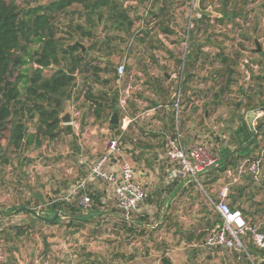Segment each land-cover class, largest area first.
Masks as SVG:
<instances>
[{"label": "rangeland", "instance_id": "374dc122", "mask_svg": "<svg viewBox=\"0 0 264 264\" xmlns=\"http://www.w3.org/2000/svg\"><path fill=\"white\" fill-rule=\"evenodd\" d=\"M49 1L8 0L21 10ZM119 2L133 21L129 35L112 30V23L106 21L95 31L99 43L95 51L89 50L94 40L58 35L66 45L79 40L83 51L88 53L87 59L104 70L100 74L101 83H96V77L89 76V72L77 73V84L70 100L73 117L79 125L76 132L70 135L65 131L60 138L45 141L39 149L32 146L16 151L9 147L11 125L3 132L0 149L7 162L0 158V264H163L166 250L178 246L186 249L180 254H188V258L182 254L180 262L212 264L211 251L203 242L213 229L208 220L217 219L211 200H217L222 184L210 192L201 179L202 187L192 182L189 189L170 199L169 184L165 180L168 166L165 164L161 169L157 164L160 176L155 174L158 179L152 180L151 188L145 187L148 198L140 206L143 210L133 215L134 222L140 224L122 223L111 187L100 181H90L88 189L95 197L105 195V199L101 198L100 203L93 199L89 212L80 207V198L73 191L80 180L87 179L94 162L107 149L102 130L111 131V115L108 120L107 113L112 109L108 106L106 119L97 120L85 95L92 86L95 93L118 91L121 95L129 83L132 88L148 89L147 81L154 79L156 84L150 85L153 92L164 89V93L172 97V106L176 109L175 129L168 135L171 137L176 132L184 134V123L187 126L189 121H201L190 119L194 117L195 105L201 113L199 119L204 120L205 103L213 104L211 96L214 93L217 106L209 107L208 111L215 117V136L221 135V127L226 125L230 111L242 105L238 99L241 91L248 94L254 88L257 92L264 91V86L258 88L264 83V0H199L202 10L217 15L212 18L199 16L193 10V0ZM68 11L70 15L63 14L57 27L61 28L71 19L74 25H83L81 16L73 15L82 11L80 5L75 4ZM255 40L259 42L260 52ZM39 47L40 44L30 43L27 52L37 51ZM16 55L28 58V54L21 51ZM119 64L126 66L121 80L115 74ZM224 66L228 76L222 74ZM230 73L233 84L225 93H220ZM17 75L15 72L9 77L10 81L14 82ZM185 97L187 101L184 102ZM115 106L119 107L120 116L126 114L120 98ZM27 126L29 132L36 131L35 122ZM166 138L161 141L165 144L164 151ZM224 142L222 136H217L214 146L209 147L219 163L226 150L222 148ZM250 151H241L240 157H247ZM236 165L238 163L235 168ZM138 166L139 170L143 169L142 165ZM56 202L65 203L64 208L71 215L75 214L74 217L59 213L60 223L50 224L54 221L50 207ZM166 203L169 209L163 212ZM151 208L153 211L147 212L146 209ZM91 212L97 214L89 216ZM189 237H194L196 246L180 242ZM242 239L249 253L257 251L250 236ZM214 252L221 257L229 251Z\"/></svg>", "mask_w": 264, "mask_h": 264}, {"label": "trees", "instance_id": "16d2710c", "mask_svg": "<svg viewBox=\"0 0 264 264\" xmlns=\"http://www.w3.org/2000/svg\"><path fill=\"white\" fill-rule=\"evenodd\" d=\"M140 1L143 3L150 0ZM75 4L80 5L82 11L74 12L73 15L81 16L83 25H74L75 22L71 19L61 28L57 27L59 19L63 14L69 16L68 10ZM130 18L119 0H50L23 10L8 0H0V140L8 125H11L9 147L15 151L32 146L39 149L45 141H54L65 131L67 134L72 133L71 127H62L60 116L66 103L72 99L77 73L89 72V76L96 77V83H101L100 74L104 70L87 59L88 53L83 51L79 40L66 45L58 35L64 34L69 39L94 40L89 50L95 51L99 44L96 42L95 31L100 25L106 21L111 22L112 30L129 35L133 26ZM30 43L40 44L39 49L27 52ZM18 51L28 54V58L17 56ZM223 61L227 62V59ZM28 65L30 67H26ZM48 71L50 74H47ZM15 72L18 75L11 82L9 77L14 76ZM231 73L229 77L232 76ZM115 74L117 76V67ZM222 74L228 76L225 66ZM229 77L225 86L220 87V93L230 89L232 77ZM93 90V86L89 87L86 100L93 108L95 118L103 121L107 117L108 106L115 108L118 100L115 92L95 93ZM249 101L252 99L249 98ZM247 107L250 108L251 104L248 103ZM31 122L36 123V131L33 133L28 131L27 126ZM245 127H248L247 124ZM111 128L116 129L118 125H111ZM245 131V144H248L254 137L252 132L247 129ZM3 156V149H0V158L7 162ZM234 159L235 157L227 156V160L224 159L219 168L213 170L225 173L234 164ZM91 198L100 203V197L91 195ZM64 206L65 203L58 202L51 205L54 221L50 224L60 223L62 217H57L59 213L65 217H74L75 214L71 215ZM95 213L91 212L89 216ZM162 263L172 264L167 258H163Z\"/></svg>", "mask_w": 264, "mask_h": 264}, {"label": "crops", "instance_id": "0c3cea01", "mask_svg": "<svg viewBox=\"0 0 264 264\" xmlns=\"http://www.w3.org/2000/svg\"><path fill=\"white\" fill-rule=\"evenodd\" d=\"M131 1L137 3L138 0ZM256 41L257 40H255V42ZM259 79L262 81L261 78ZM152 80L153 81H147L148 83H146L148 89H142L139 87L132 88L128 82L129 84H127L128 86L124 89V91L120 89L122 91V95L119 94L118 91H114L117 100L119 101V98L121 99V108L124 109L126 114L120 116L122 113L120 112L119 107L116 106L115 108H112L110 113H107V119L109 120L110 115L112 118L115 110H118V128H111V131L103 129L102 138L106 140L107 149L109 142L114 139L121 138L122 142L121 155L115 156L107 168L115 173H119L123 164H130L136 172L137 181H139L144 186V189L146 186L151 188L150 184L152 180L154 181L158 179L155 174L160 176V168L158 169L157 164L161 166V169L163 168V165L166 164L168 168H166L165 171L167 172L168 177H166L165 180L166 184H169L168 192H170L171 199L180 191L189 189V186H191L190 183H192V181L183 175L177 178L172 177L174 168L167 159L166 151H164L165 144L161 141H164V137H169L168 135L172 134V131L175 129L174 119L176 118V115L174 112H176V109H173L172 97L169 98L168 93H164V89H156L155 92H153L150 85L156 83H154V79ZM263 84L264 83H261L258 88H260V86H264ZM131 88L133 89L132 92L130 91ZM241 92L242 95L241 97H238V99L240 102H242L240 103L242 105H240V108L230 111L228 116V120L230 121L227 120L225 121L226 125H222L223 129L221 127V135L216 134L215 136V117L210 116L208 111L209 107L211 109H213V107L216 108L214 93L211 96L213 98V104L211 105L210 101H206L205 103L206 111L204 120L201 118L199 119V115H201V113L199 112L197 105H195L196 107L193 110L194 117H190V119L193 121L198 119L204 121V123L200 121L199 123L197 122V124L196 122L191 123L189 121V125L187 126L184 123V134H181L183 135L186 148H190L196 143H203L208 147V149L209 147L212 148L214 146V142H216L217 136L218 138L222 136V138L226 140V142L223 144L224 147H222H226V150L221 160H227V156L228 158L235 157L234 164L223 174L211 169L208 171L209 173L206 172L200 176V181L201 179L203 180L205 188H207V190L210 192H214L216 187L220 186L219 184H222L220 188L228 186L229 196L227 200L230 207L232 209L240 210L251 225L259 227L260 231L264 233V91L257 92V89L254 88L253 91H249V94L244 92V90ZM118 94L122 97H120ZM249 98L252 99V101H249ZM185 101H187L186 97L184 99V102ZM248 103L251 104L250 108L247 107ZM182 108L186 109L185 105H183ZM250 113H253V115L250 116ZM86 115L87 111L85 110L83 117L85 118ZM250 121H252V123H249ZM245 124H247L248 127H245ZM110 125L112 124L110 123ZM62 126L64 128L71 127L73 133L76 132L75 128H78L79 125L77 124L75 117L72 115V122L70 124L62 123ZM245 129H247L248 132H252L254 137L252 140L253 142L251 141L248 144H245ZM91 133L93 134L94 131L91 130ZM70 135L72 134L70 133ZM232 135L233 138H230ZM249 149H251V151L248 153L247 157H240L241 151ZM246 159L261 160V177L258 182H254L249 175H244L233 180L232 178L228 177L227 172L235 171V164H239ZM220 163L215 169L219 168ZM138 165H142L143 169L139 170L138 167L140 166ZM162 178H164V176H161V179ZM106 192L107 191H104V193ZM89 194L93 195L90 191ZM112 194L114 195L113 190ZM97 196L100 197V201L101 198L105 199V195L103 194ZM147 198L148 195L146 193V200ZM218 200L219 194L217 195V200L215 201ZM167 204L168 203H166L163 212L168 211L167 209L169 208ZM142 210L143 208L140 207L136 212L140 213ZM146 210L147 212H151L153 211V208ZM134 213L129 217V219H126V217L120 212L118 213V217L121 219L122 223H126L128 226L134 224L135 226V224L140 223L138 221L134 222ZM217 222H219L218 217L216 220H208V223L211 224L212 227H214ZM180 242H188L187 244H190L189 246H196L194 237H189L187 241ZM247 242L249 243V241ZM246 249L247 251L249 250L248 246H246ZM183 250L186 249L181 246H178L177 248H170L166 250L165 257L171 260L172 264H188L184 263L183 261L180 262L182 254H184L186 257L188 255L185 253L180 254V252H183ZM220 250L221 249L209 250L213 256L212 259H210L212 260V264H252L248 258V260H246V255L244 256L238 252L231 251L227 252L226 254H222L221 257H218L215 255L216 252L214 251ZM249 254L257 264L260 260H263L258 250L252 254Z\"/></svg>", "mask_w": 264, "mask_h": 264}, {"label": "built area", "instance_id": "2783aa9c", "mask_svg": "<svg viewBox=\"0 0 264 264\" xmlns=\"http://www.w3.org/2000/svg\"><path fill=\"white\" fill-rule=\"evenodd\" d=\"M197 1L199 0H193V7ZM125 72L126 66L119 64L117 66L119 80L124 78ZM121 152V138L110 141L106 152L92 166L87 179L78 183L73 194L79 196L80 207L84 211L89 212L93 208V200L88 189L90 181H100L112 188L116 207L126 219H129L146 200L144 186L137 181L136 172L130 164H123L119 173L107 168L113 158L121 155ZM166 156L174 168L172 177L177 178L183 175L199 186H201L200 176L219 165L218 160L212 156L205 144L196 143L186 148L180 132L166 138ZM227 175L232 179L249 175L254 182H258L261 177V160L246 159L237 165L235 171H228ZM228 196L229 187L227 186L221 188L218 201L211 200L212 211L218 217L219 223L210 231L204 246L209 250L225 249L229 252L244 253L252 264H257L247 251L242 238L250 236L264 260V233L259 227L251 225L240 210L230 207Z\"/></svg>", "mask_w": 264, "mask_h": 264}, {"label": "water", "instance_id": "95a60500", "mask_svg": "<svg viewBox=\"0 0 264 264\" xmlns=\"http://www.w3.org/2000/svg\"><path fill=\"white\" fill-rule=\"evenodd\" d=\"M194 9H195V12L199 16H201V17L212 18V17L217 16L212 11L202 10L200 8L199 1L196 2V5H195ZM256 45H257V51L260 52L261 51V47H260L258 41H256ZM72 115H73V112H72V102L71 101H68L66 103V107L64 109V112L60 116V119H61L62 123H64V124H70L72 122ZM252 115H253V113H250V116H252ZM110 123L112 125H117L119 123L118 110H115V113L112 116V118L110 120ZM249 123H252V121H250ZM258 264H264V260H260Z\"/></svg>", "mask_w": 264, "mask_h": 264}]
</instances>
